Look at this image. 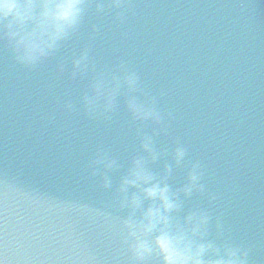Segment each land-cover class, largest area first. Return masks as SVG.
<instances>
[{
  "label": "water",
  "instance_id": "1",
  "mask_svg": "<svg viewBox=\"0 0 264 264\" xmlns=\"http://www.w3.org/2000/svg\"><path fill=\"white\" fill-rule=\"evenodd\" d=\"M135 3L137 14L118 28L111 12L90 10L79 34L33 70L14 64L0 42L3 264H129L119 239L125 213L113 205L120 172L104 190L87 163L103 143L125 164L139 150L135 125L122 99L109 121L85 119L79 97L87 77L68 76V58L88 42L93 24L91 56L98 66L123 58L148 88L168 90L160 106L175 119L156 137L157 149L170 152L179 138L188 159L205 164L207 186L219 196L215 211L223 213L235 242L252 245L249 264H264V0ZM61 59L65 72L58 75ZM66 92L78 109L70 115L58 107ZM44 112L56 113L54 125L43 127ZM166 163L172 161L164 154L153 171ZM185 171L173 167V188L183 185ZM195 206L206 201L193 195L184 209ZM148 264H159L158 258Z\"/></svg>",
  "mask_w": 264,
  "mask_h": 264
},
{
  "label": "clouds",
  "instance_id": "2",
  "mask_svg": "<svg viewBox=\"0 0 264 264\" xmlns=\"http://www.w3.org/2000/svg\"><path fill=\"white\" fill-rule=\"evenodd\" d=\"M136 8L135 0H0V42L14 64L33 70L79 34L90 10L96 16L111 12L118 28L137 14ZM97 32L93 24L88 42L68 58V76L73 81L87 77L79 97V111L85 119L109 121L122 99L135 125L139 150L125 164L103 143L97 144L87 163L90 174L100 177L99 187L104 190L113 188L112 173L120 172L113 205L125 213L119 219V239L129 264H148L153 258H158L159 264H249L252 245L235 242L223 213L215 211L219 196L207 186L205 164L198 158L188 159L189 148L179 138L172 139L170 152L157 149L156 137L167 134L175 119L173 110L160 106L168 90L148 88L123 58L98 66L91 56ZM65 64L64 59L57 62L58 75L65 72ZM58 107L69 115L78 111L67 92ZM40 120L44 128L54 125L56 113L44 112ZM57 130L64 132L63 128ZM164 154L172 163H166L160 172L153 171L152 165ZM173 167L186 169L185 182L178 188L168 182ZM193 195L203 197L207 206L185 211V201Z\"/></svg>",
  "mask_w": 264,
  "mask_h": 264
}]
</instances>
